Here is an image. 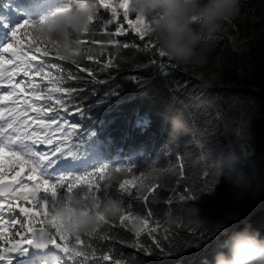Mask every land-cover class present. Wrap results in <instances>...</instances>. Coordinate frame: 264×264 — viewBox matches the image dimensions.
<instances>
[{
    "label": "trees",
    "instance_id": "obj_1",
    "mask_svg": "<svg viewBox=\"0 0 264 264\" xmlns=\"http://www.w3.org/2000/svg\"><path fill=\"white\" fill-rule=\"evenodd\" d=\"M64 2L39 0L38 9L24 10L17 24L36 22ZM7 4L8 0H0V13ZM21 5L29 3L22 0ZM115 7L114 15L97 0L96 16L82 37L83 55L77 63L61 60L52 51L42 55L43 48L33 52L28 48L31 37L21 31L15 38L27 57L35 55L33 65L41 60L53 65L39 76L35 69L27 76L19 68L15 72L21 73V90L32 96L38 118L56 126L55 145H61L75 126L65 151L67 147L87 151L96 160L71 171L81 174L104 163L111 168L131 166L117 179L104 180L112 187L98 200L84 201L77 193L72 206L90 209L111 197L121 202L125 215L139 217L146 226H137L141 230L137 237L133 226L118 218L102 224L91 236L81 234V243L72 240V244L88 259L77 257L76 264H204L233 232L248 227L264 238V0H241L240 14L225 25L221 41L208 51L207 63L198 66L177 65L159 56L155 40L149 35L141 40L126 23L123 10ZM14 12L19 15L16 8ZM15 26L10 25L5 43ZM120 29L123 32L118 34ZM109 62L111 66H106ZM209 78L213 86L202 87L201 81ZM29 81L37 85L40 99H34ZM56 88L75 91L70 96L66 91H50ZM59 99L64 100L62 105ZM48 106L55 112L49 113ZM178 112L184 113L191 131L172 137L168 118ZM56 113L57 119L51 120ZM228 151L239 157L235 167L245 177L244 186L236 187L224 177L217 181L213 160ZM19 170L27 175L26 168L15 172ZM154 171H159L160 179H150ZM120 179L129 180L127 193L118 189ZM141 180L155 185L151 194L137 190ZM3 215L10 225V231L4 230L6 236L28 226L14 208L6 207ZM13 219L15 224L10 223ZM137 240L147 251L129 246ZM104 255L109 260H103ZM65 264L73 261L65 259Z\"/></svg>",
    "mask_w": 264,
    "mask_h": 264
},
{
    "label": "snow or ice",
    "instance_id": "obj_2",
    "mask_svg": "<svg viewBox=\"0 0 264 264\" xmlns=\"http://www.w3.org/2000/svg\"><path fill=\"white\" fill-rule=\"evenodd\" d=\"M99 5L105 10L111 9L114 15L117 12L116 7L107 2V0H99ZM119 9L123 10L124 18L127 20L131 29L137 32L141 40H144L148 35L144 30L145 22L136 16L135 23L129 19L127 0H121ZM44 22V18L36 22L24 20L22 23L13 27L9 33L11 38L10 42L6 43L3 48L0 49V65L16 63L17 68L22 70L25 76H27L32 69H35L36 75L39 76L41 73L45 72L46 68L50 69L53 67V65L43 60H41L38 66L31 63V60L36 57L35 55L27 57V51L21 49L16 43L15 38L18 31L31 37L28 48L33 52L41 51V48H43L42 55H48L49 51H52L57 58L64 60L58 55L50 42L39 40L34 35L33 30L37 24H43ZM93 22L94 19L91 21V24H93ZM5 27H7V25ZM122 32L123 29H120L118 34ZM80 43L84 44L85 41L81 39ZM4 54H8V59H5ZM158 55L164 57L161 51L158 52ZM25 57H27V59H25ZM68 62L77 63L76 60ZM106 66H111V62ZM56 67L59 71V66ZM80 71L84 72L85 69L80 68ZM2 75L3 74L0 73V76ZM88 75L93 76V73L89 71ZM69 79H71V75H69ZM12 81L13 78L11 74H9L7 77V86L11 90L0 95V103H5L9 98L14 97L17 94V90L21 88L20 84ZM53 82V80L49 79V83ZM29 84L33 89L32 95L34 99H40V95L36 94L37 85L31 84V81H29ZM50 91H66L70 96L75 90L71 88L66 90L56 88L50 89ZM48 98L52 99L51 96ZM12 103L15 105L16 101L13 100ZM24 103L29 107H33V110L39 113V109L34 108L27 100H25ZM58 103L62 105L64 100L59 99ZM8 111L10 115H15H13V119L7 122L6 125H0V197L3 198V202H0V213H3L5 210V204L8 205V210L11 211L13 202L21 197H26L29 202H34L36 212L34 213L32 210L23 207L19 209L28 219V229L23 235L19 232H14L6 236L3 229V223H5L4 217L0 215V243L3 244V247H0V264H13V262L18 259L28 260L32 250L44 249L46 247L56 248L58 252L64 254L65 259L72 260L73 264H76L75 258L77 257L82 256L84 260H87V253L80 251L72 244V240H75L76 244L81 243L80 234L66 233L63 230V218L59 215L54 216L53 213L59 208H68L69 211L75 213L76 209L71 208V205L77 193H79L81 200H98L102 192L106 194L112 187V185L105 184L104 180L110 177L112 173L119 175L131 171V166L122 165L111 168L107 163H104L94 167L92 170L85 171L81 174H74L71 170L87 167L96 161L87 151H83L82 153L75 152L71 147H67V151H65L68 138L76 131L75 126L65 135L61 145H57L50 151H43L38 145H51L53 143L52 139L50 137L41 138L35 131L28 134L24 128L26 122L19 119V113H17L16 108L12 107ZM48 112H55V109L48 106ZM4 114V110H0V119L4 118ZM45 115H47V113H45ZM58 115L59 113H56L52 115L50 119L55 121ZM60 127L62 126L58 125V130ZM57 153L59 155H57ZM52 156H56V159H52ZM5 161L9 162L8 167H5ZM20 167L27 169V175L24 177V181L27 182H21L15 178V171ZM10 173L13 174V180L5 183V177ZM129 183L127 179H120L118 181V189L127 193L128 188L126 186L129 185ZM136 187L138 191L144 189L147 193L151 194L155 185H145L143 180H141ZM41 193L43 194L41 195ZM144 198L146 199L147 197ZM83 210L87 211L88 209L85 207ZM119 220L122 223L127 220L128 223L133 226L131 230L134 231L137 237L140 236L141 231L137 226L140 224L146 226L144 220H141L139 217L125 215L124 210ZM109 221L110 220L103 221L101 225H106ZM34 222L35 226H33ZM10 223L15 224L16 221L13 219ZM124 226L127 227V225ZM97 229L87 235L91 236ZM18 236L20 237L19 239H17ZM104 238L106 239L107 237ZM154 243L159 247L158 242L154 241ZM129 246L142 248V250L147 251V248H143L138 240ZM65 259H60L59 264H65ZM103 260H109V256L104 255ZM81 264H84V261H81ZM114 264H120V262L115 261Z\"/></svg>",
    "mask_w": 264,
    "mask_h": 264
},
{
    "label": "clouds",
    "instance_id": "obj_3",
    "mask_svg": "<svg viewBox=\"0 0 264 264\" xmlns=\"http://www.w3.org/2000/svg\"><path fill=\"white\" fill-rule=\"evenodd\" d=\"M97 0H65L45 13L44 23L37 24L34 35L50 42L51 46L66 61L82 57L81 39L88 32L96 16ZM241 10V0H127V11L144 21V30L151 36L165 57L177 65H204L208 51L222 39L225 25L233 21ZM233 44L237 40L232 38ZM201 86L211 88L212 79H204ZM170 135H188L190 128L182 112L168 118ZM239 157L232 151L213 160L217 181L224 177L236 187L246 181L235 165ZM108 178H118L112 173ZM107 179V178H106ZM150 179H160L159 171L150 173ZM75 213L68 208H59L53 215L63 218V230L72 234H90L103 221L116 220L123 213L119 200L108 197L87 211L81 208ZM204 264H264V238L260 233L245 227L233 232L214 253L211 262Z\"/></svg>",
    "mask_w": 264,
    "mask_h": 264
},
{
    "label": "rangeland",
    "instance_id": "obj_4",
    "mask_svg": "<svg viewBox=\"0 0 264 264\" xmlns=\"http://www.w3.org/2000/svg\"><path fill=\"white\" fill-rule=\"evenodd\" d=\"M37 1L39 0H27V3H29V6H25V5H21L22 0H8V4H7V8L5 10L4 13H0V49L3 48V46L6 44L5 43V37H6V32L8 31V29L10 28V25H17V22H20L21 18L24 16V10L26 12H30V11H34L38 9V6L36 5ZM41 1V0H40ZM107 2H109L110 4H113L115 6L119 7V4L121 2V0H107ZM47 3V0H42V4ZM25 6V7H24ZM14 8H16L19 11V15H17L14 12ZM129 13V19H131L134 23H135V15ZM126 23L127 20H125ZM7 25V27H5ZM129 25V24H128ZM135 32V31H134ZM137 33V32H135ZM5 59H8V54H4ZM16 63H9V64H4V65H0V73H2L3 75L0 76V95L5 94L6 92L10 91L11 89L7 86V77L9 74H11L14 83L20 84V77H22L21 73H16ZM31 95L28 92H25L24 90L18 89L17 90V94L14 97L9 98L8 101H6L5 103H0V108L2 107H6L8 109H11L12 107H15L17 110V113H19V119L21 121H25L26 123L24 124V128L26 129L28 134H31L33 131H35L36 133H38L41 138L44 137H50L53 141V143L51 145H38V147L43 150V151H50L52 148L56 147L55 143H57L58 141V131L56 130V126L54 124H44L39 118L38 115L36 114L35 111L31 110V107H29L27 104L24 103L25 100L28 101L29 104H32V99H31ZM15 100L16 103L15 105H13L12 101ZM33 105V104H32ZM8 106V107H7ZM4 107V108H5ZM5 115V114H4ZM13 115L12 114L9 118V120L11 121V119H13ZM6 117V118H5ZM5 117L3 119H0V123H5L9 120H7V115H5ZM57 155H59L57 153ZM52 159H56V156H52ZM9 166V162L5 161V167ZM22 173L20 170L15 172L16 173ZM14 174V175H15ZM13 178V174L10 173L8 176L5 177V181L7 182L9 181V179ZM31 183V182H28ZM3 202V201H0ZM34 206V202H29L28 199H26V197H21L18 200H15L13 202L12 205V209L14 208L16 213H21L19 211V209L21 207L25 208V209H30L32 210V212L35 213V210L32 209V207ZM6 207L8 208V205L5 204V209ZM5 211V210H4ZM4 211L3 213H0V215H2L4 217V221L5 223H3V229L5 230H9L10 225H8V220L6 218V216H4ZM37 216H39L37 214ZM23 220L25 222H28L27 217L22 214ZM28 229V226L24 225L21 228V232H19L21 235L24 234V232ZM20 237L18 236L17 239H19ZM13 264H53L52 261L47 260L46 258L41 259L39 257H35L34 253L31 252L29 255V259L28 260H15L13 262Z\"/></svg>",
    "mask_w": 264,
    "mask_h": 264
},
{
    "label": "water",
    "instance_id": "obj_5",
    "mask_svg": "<svg viewBox=\"0 0 264 264\" xmlns=\"http://www.w3.org/2000/svg\"><path fill=\"white\" fill-rule=\"evenodd\" d=\"M9 181L5 182L8 183ZM32 252L35 254V256L44 259L46 258L47 260L50 261H59L60 259H64V254L60 253L57 251L56 248L54 247H46L44 249H34Z\"/></svg>",
    "mask_w": 264,
    "mask_h": 264
},
{
    "label": "bare ground",
    "instance_id": "obj_6",
    "mask_svg": "<svg viewBox=\"0 0 264 264\" xmlns=\"http://www.w3.org/2000/svg\"><path fill=\"white\" fill-rule=\"evenodd\" d=\"M1 83V82H0ZM5 107V106H4ZM4 107H2V108H0V110H4V112H5V115H7V120H9V118H11L12 116L9 114V109L8 108H4ZM8 107V106H7ZM5 115H4V117H5ZM11 116V117H10ZM6 118V117H5ZM12 120V119H11ZM10 121V120H9ZM9 121H7V122H9ZM7 122H3V123H0V125H6V123ZM24 177H25V175L23 174L22 175V173H20V172H18V173H16L15 174V178L17 179V180H20L21 182H27V181H24ZM13 180V178L12 179H9V182L10 181H12ZM0 201H3V198L2 197H0Z\"/></svg>",
    "mask_w": 264,
    "mask_h": 264
}]
</instances>
